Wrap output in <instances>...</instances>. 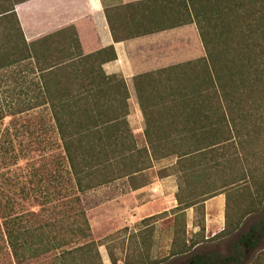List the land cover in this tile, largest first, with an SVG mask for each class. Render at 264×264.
<instances>
[{
	"label": "trees",
	"instance_id": "16d2710c",
	"mask_svg": "<svg viewBox=\"0 0 264 264\" xmlns=\"http://www.w3.org/2000/svg\"><path fill=\"white\" fill-rule=\"evenodd\" d=\"M20 1L0 2V174L37 151L55 166L34 188L38 211L19 210L0 192V236L18 264L43 256L52 257L48 264H104L84 195L141 177L164 159L178 178V207L227 194L222 233L234 234L260 210L264 0H151L169 9L147 18L153 28L195 23L205 55L134 76L143 142L129 121L124 74L103 67L117 58L114 46L86 48L77 24L28 41ZM235 193L247 203H231ZM244 244L264 248V218L237 237L234 252L198 254L193 264H247ZM249 264H264V249Z\"/></svg>",
	"mask_w": 264,
	"mask_h": 264
},
{
	"label": "crops",
	"instance_id": "0c3cea01",
	"mask_svg": "<svg viewBox=\"0 0 264 264\" xmlns=\"http://www.w3.org/2000/svg\"><path fill=\"white\" fill-rule=\"evenodd\" d=\"M15 10L28 41L64 26L77 24L86 48L114 46L117 58L104 63L103 67L108 73L124 74L131 94L130 101L134 99L138 105L134 84L136 74L205 55L195 23L153 28L147 18L154 14L166 15L169 9L153 8L151 0H22L15 5ZM144 25H147L149 30H144ZM134 111H137V108ZM130 116L131 114L129 121ZM131 126L137 137L142 136L144 141V117L140 127H134L132 123ZM171 162L163 168H168ZM139 178L140 176L130 180L120 179L129 183L130 190L89 210V220L94 234H96L94 217L96 221L105 222L107 225L132 228L147 218L169 212L168 216L159 217L160 221L182 211L187 212V226L192 229L191 237H195L194 248L201 244L198 238L204 236L209 239L225 229V193L216 194L201 203L182 208L178 207L177 175L166 173L146 183H139ZM202 206L206 209V217L204 223H197L195 214L201 212ZM134 232H137L136 229ZM131 234L133 233L130 232ZM104 236H99L97 240ZM156 237L159 238L160 234ZM185 241L189 242L190 239ZM128 249L129 246L125 249L124 258L115 260L106 244L99 245L104 264H113L112 259L117 264H125L126 261L129 264L143 262L134 260Z\"/></svg>",
	"mask_w": 264,
	"mask_h": 264
},
{
	"label": "rangeland",
	"instance_id": "374dc122",
	"mask_svg": "<svg viewBox=\"0 0 264 264\" xmlns=\"http://www.w3.org/2000/svg\"><path fill=\"white\" fill-rule=\"evenodd\" d=\"M14 1L15 0H0V2L8 4ZM177 15L178 21L182 19L180 14ZM185 17L186 15L183 16V19H185ZM130 102V121L134 127H140L143 124L142 112L134 99H131ZM136 108L137 111H134ZM9 121L10 119L8 118L6 123H9ZM33 121L34 119H32V122ZM52 138L55 139V135H53ZM139 139L140 141H143L142 136H139ZM40 152L41 151L32 152L29 158L20 160L18 165L12 166V168L6 171L5 174H0V192L4 196V199L11 198V203L15 204V207H18L19 210H40V204L34 199V196L36 195L34 188L38 187L41 182L43 184L48 182L51 174L54 172L55 163L52 161L53 156L48 154L42 156L39 154ZM60 152L61 150H56V153ZM171 161V159H167L156 162L155 167L146 171L144 175L139 178V183L152 182L157 176L171 173L169 168H163ZM42 163L43 165H41ZM38 167L39 174L34 175L33 173ZM48 187L51 192L55 190L52 184H48ZM129 190V183L126 180H118L111 185L88 192L84 195V204L87 207V215L89 219L90 209L112 198L118 197ZM231 199H233L231 201L233 204L236 202H241L243 204L247 203V199L239 197L237 193L232 194ZM201 209V212L195 214V216H197V218L195 217V222L197 223H204V217H206L205 207L202 206ZM168 215L169 212L147 218L144 221L136 223L132 228L107 225L105 222L96 221L94 217L93 224L96 234H94L92 227V238L97 240L99 236L105 235L102 239L97 241L100 244H106L109 253H111L115 260L124 258L125 249L129 246L128 253L134 260L150 261V264H189L197 253L210 252L224 256L234 252L237 248V237L241 233L248 231L252 223L264 218V201L260 205L259 211L252 212L246 216L240 228L234 234L220 233L209 239H206L203 236L197 239L201 242L200 246L197 248H194L193 246V240L195 237H191L192 229L187 226V212H178L176 215L168 219L158 220L159 217L164 218ZM135 229L138 233L134 232ZM130 232L133 234L130 235ZM157 234H160L159 238L156 237ZM187 239H190V241H185ZM243 248L246 249L248 253L247 264L253 262L257 255L264 249L261 245L259 248L253 250L245 244L243 245ZM51 259V256H43L41 258L26 261L24 264H48ZM118 263H120V261ZM0 264H18L7 245L6 240L1 238V236Z\"/></svg>",
	"mask_w": 264,
	"mask_h": 264
},
{
	"label": "flooded vegetation",
	"instance_id": "af4514ba",
	"mask_svg": "<svg viewBox=\"0 0 264 264\" xmlns=\"http://www.w3.org/2000/svg\"><path fill=\"white\" fill-rule=\"evenodd\" d=\"M189 264H193V260H192L191 263H189Z\"/></svg>",
	"mask_w": 264,
	"mask_h": 264
}]
</instances>
